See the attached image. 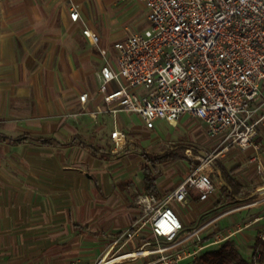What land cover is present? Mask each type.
<instances>
[{
	"label": "crops",
	"instance_id": "0c3cea01",
	"mask_svg": "<svg viewBox=\"0 0 264 264\" xmlns=\"http://www.w3.org/2000/svg\"><path fill=\"white\" fill-rule=\"evenodd\" d=\"M89 2L0 0V264H74L81 259L92 263L104 256L114 235L142 215L136 200L149 193L145 169L158 170L170 160L156 167L151 161L138 166L129 160L139 141L129 140L126 151L114 144L112 132L127 128L119 118L125 112H107L99 94L101 70L93 81L102 109L89 108L90 97L96 96L85 92L86 113L71 112L81 109L80 98L68 99L63 90L69 72L78 71L73 49L91 43L85 28L78 26ZM73 8L80 12L77 21L70 17ZM68 25H76L80 32L63 34L60 29ZM255 105L263 120L257 128L259 149L230 146L222 153L230 151L234 164H220L227 170L238 167L236 176L244 187L249 162L264 172V81ZM103 118L111 122L110 133L98 126ZM158 172L156 195L164 198L180 185L170 186ZM223 184L215 186L220 189ZM209 199L189 196L184 205L192 220L198 223L203 209L214 205ZM209 236V242L217 240L214 234ZM139 238L152 241L148 230Z\"/></svg>",
	"mask_w": 264,
	"mask_h": 264
},
{
	"label": "built area",
	"instance_id": "2783aa9c",
	"mask_svg": "<svg viewBox=\"0 0 264 264\" xmlns=\"http://www.w3.org/2000/svg\"><path fill=\"white\" fill-rule=\"evenodd\" d=\"M130 1L145 5L149 26L115 42L114 62L106 60L101 68L99 94L107 111L136 114L150 130L157 120L177 122L190 115L204 123L210 136H224L225 149L236 145L241 151H257V128L263 122L257 117L255 102L264 81V0ZM70 17L77 21L80 12L73 8ZM83 33L92 44H99L98 33L87 28ZM121 79L125 83L110 89L113 81ZM80 102L87 105L88 94H82ZM111 138L123 149L127 132L116 128ZM213 159L207 160L209 166ZM211 174L200 167L164 198L154 193L139 195L136 204L141 217L114 235L110 251L97 264L117 247L115 253H119L146 230L152 241L133 251L138 255L114 264L136 259H144L143 264H183L222 243L219 239L193 252L180 250L188 241L181 243L184 224L171 206L173 201L186 204L192 187L199 190L201 201L208 200L217 190ZM261 238L264 240V234ZM173 245L177 246L170 248ZM144 249H149L148 253H140Z\"/></svg>",
	"mask_w": 264,
	"mask_h": 264
},
{
	"label": "rangeland",
	"instance_id": "374dc122",
	"mask_svg": "<svg viewBox=\"0 0 264 264\" xmlns=\"http://www.w3.org/2000/svg\"><path fill=\"white\" fill-rule=\"evenodd\" d=\"M98 12H100L99 15ZM147 25V9L141 2L129 0H90L86 14L78 26H82L85 29L87 28L98 33L101 41L95 46L86 42L83 46H77L73 49L71 54L75 56L74 62L78 71L72 73L69 72L68 74L69 82L66 83L63 90L66 94V98L78 100L85 92L94 94L96 97L93 99L90 97L89 108L96 111L101 110V97L96 93L98 91V85H96L93 80L96 78L106 60L111 63L114 62L116 55L114 50L115 42L125 38L128 33L137 32L144 28L146 29L149 26ZM77 29L78 27H76V25H68L67 28L63 26L60 31L64 32L63 34H77L78 31L80 32V30L78 29L77 31ZM99 50H102V52ZM80 70L84 71L81 73ZM120 83H125L124 79H121V81H113L110 84V89H118ZM138 92L141 94L148 93V91L142 90H139ZM86 106L87 105H81L80 110L73 109L71 112H82L81 114L86 113ZM83 107L85 108L83 109ZM119 118L127 126L125 131L128 135V141L123 151L127 150L130 145L129 140L131 139L135 142L139 141L141 143L139 146H136L134 143L135 146L131 149L134 153H132L131 159L129 160L130 163H136L138 166L142 163H148L149 159L145 156V152H148L153 158H157L158 155L161 154L172 153L176 154L174 160L170 159L168 162L161 163L158 166V170L161 171L163 180L168 182L170 186L174 184L180 185V183L184 182L188 176L200 167H203L204 170L207 171L212 170L214 173L212 178L216 185L218 184V186H220L222 183H224L223 186L225 185L218 166L219 164H223L230 167L234 164L235 159L230 155V151L222 153L225 151V147L222 144L224 136H210L206 126L200 120L191 117L190 115L183 116V118L177 122L157 120L155 122V128L150 130L147 128L142 118L136 114L121 113ZM98 126L106 128L109 133L113 130L111 122L107 121L106 118H103L102 121L100 120ZM231 148H235V145H232L230 149ZM187 149H191V152L186 153ZM250 157L251 156L248 157L249 160ZM209 158H214L211 166H209L207 162ZM247 172H245V178H247V180L243 181L245 184L243 194H248L249 196H245L242 204L257 201L264 197V172L262 169L258 167L257 163L253 165L249 162ZM221 188H217V190L211 195L209 202H213L214 205L203 209L204 211L201 214V217L198 218V223L192 220V213L188 206L182 205L176 201L171 203V206L179 214L181 219L183 220V218H185L186 220L184 222V229L180 234L182 238L188 235L191 230H195L221 212L241 205H234L229 202L225 197V194L221 191ZM189 191L192 198L198 200L197 198L200 196L199 190L192 187ZM170 192L172 194L174 190H171ZM219 200H221L220 203H218ZM260 216H262V218L264 217V204L228 215L213 223L209 228L189 240L180 248V250L193 252L197 250L199 246L203 245L201 241L205 237L212 234L217 237V240H224L222 241L223 243L229 239L231 234H234L231 237V240L235 241L240 254L246 259H254L255 264H264L263 248H260L256 257H254V243L256 236L259 231L264 228V219L261 220L260 218V220L256 222V219ZM239 229H242V231L236 233L235 231ZM146 241V239L136 237L133 241L128 243L127 247L117 254L115 251L118 247L115 248L107 258L128 251H135ZM111 242L112 241H110L109 246H111ZM220 246L221 244L208 247L194 257L187 259L183 264H200V257L205 252L217 250ZM102 258L103 256L95 259L94 262L91 261L92 263H89L97 264ZM155 258L156 256L151 259ZM151 259L148 258V260ZM85 262L86 260L81 259L80 261L74 262V264H89ZM144 262V259H136L132 262H123L122 264H143Z\"/></svg>",
	"mask_w": 264,
	"mask_h": 264
},
{
	"label": "trees",
	"instance_id": "16d2710c",
	"mask_svg": "<svg viewBox=\"0 0 264 264\" xmlns=\"http://www.w3.org/2000/svg\"><path fill=\"white\" fill-rule=\"evenodd\" d=\"M38 141H42L43 143H45V141L40 139ZM148 154L147 158L155 165V167L156 164L160 163L161 161L174 159L176 157V155L168 153L158 155L157 158H151ZM218 169L221 172L222 179L226 183V185L221 188V191L225 194V197L234 205L242 204L245 196L248 197L249 195L243 194L245 187L236 176L238 167L227 170L224 166L219 164ZM159 175L160 174L156 168L155 170L151 169L150 167L145 169L144 179L146 192L159 195L156 185ZM197 199L199 201L200 196ZM218 203H220V201ZM191 232L192 230L188 234H190ZM262 234H264V228L261 229L256 236L254 243V257H256L257 252L260 250V248L264 249V240L261 238ZM211 238L212 236L205 237L201 241L202 244L204 245L209 243ZM222 243H220L221 246L219 249L205 252L200 257V264H255L254 259H246L240 254L235 241L231 240V238L226 240L223 244Z\"/></svg>",
	"mask_w": 264,
	"mask_h": 264
},
{
	"label": "bare ground",
	"instance_id": "6f19581e",
	"mask_svg": "<svg viewBox=\"0 0 264 264\" xmlns=\"http://www.w3.org/2000/svg\"><path fill=\"white\" fill-rule=\"evenodd\" d=\"M262 204H264V197L261 198L260 200L253 201V202L246 203V204H241L239 206H236V207L230 208V209H228V210H226L224 212H221L220 214L216 215L215 217L211 218L210 220H208L207 222L202 224L200 227H198L195 230H193L190 234H188L185 237H183L184 240H182L181 243H184V242H187V241L191 240L195 236L199 235L202 231H204L205 229L209 228V226H211L213 223L219 221L220 219H222V218H224V217H226L228 215H231L233 213H236L238 211H241V210H244V209H247V208H250V207H255V206H258V205H262ZM233 235L234 234H231L229 236V238H231ZM176 246L177 245H173L170 248H174ZM148 250L149 249H144V250L140 251V253L143 252V253L146 254V253H148ZM138 254L139 253H136V252H133V251H128L126 253L118 254V255L109 257L107 259H104L100 264H114V263L122 262V261L126 260L127 258H131V257L136 256Z\"/></svg>",
	"mask_w": 264,
	"mask_h": 264
}]
</instances>
